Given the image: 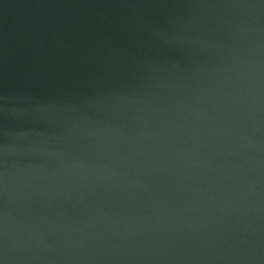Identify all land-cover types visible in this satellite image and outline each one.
Returning a JSON list of instances; mask_svg holds the SVG:
<instances>
[{"label":"water","instance_id":"95a60500","mask_svg":"<svg viewBox=\"0 0 264 264\" xmlns=\"http://www.w3.org/2000/svg\"><path fill=\"white\" fill-rule=\"evenodd\" d=\"M0 264H264V0H0Z\"/></svg>","mask_w":264,"mask_h":264}]
</instances>
